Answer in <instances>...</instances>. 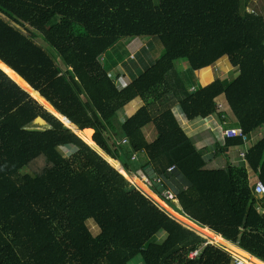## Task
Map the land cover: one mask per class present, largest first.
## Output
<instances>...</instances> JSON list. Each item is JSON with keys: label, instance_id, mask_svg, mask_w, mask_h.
<instances>
[{"label": "trees", "instance_id": "trees-1", "mask_svg": "<svg viewBox=\"0 0 264 264\" xmlns=\"http://www.w3.org/2000/svg\"><path fill=\"white\" fill-rule=\"evenodd\" d=\"M141 36L162 51L137 58L142 66L122 62L124 82L106 52ZM223 58L236 77L201 86L194 71ZM177 59L187 61L186 74ZM3 64L30 88L0 68V264H129L136 256L143 264H231L230 252L158 205L160 192L152 187L158 197L146 191L150 198L124 175L152 167L165 176L170 166L188 183L175 194V211L264 263V199L247 172L264 185L263 15L240 0H0V67L9 73ZM137 97L141 106L124 115ZM174 104L188 120L215 114L223 128L238 127L249 140L262 129V136L244 165L205 162ZM150 123L156 137L147 142L141 128ZM96 128L94 143L122 168L90 146ZM241 145L234 137L218 146Z\"/></svg>", "mask_w": 264, "mask_h": 264}, {"label": "crops", "instance_id": "crops-1", "mask_svg": "<svg viewBox=\"0 0 264 264\" xmlns=\"http://www.w3.org/2000/svg\"><path fill=\"white\" fill-rule=\"evenodd\" d=\"M248 9L250 11H253V12L257 13V14H260L259 7L254 8L250 4L249 6L246 5V11H248ZM213 66L215 67V66H218V65H217V63H215L213 65H210V66H207V67H204L202 69H199V70L194 71V76H195L194 78H197V80H198V82L200 83L201 86H205V85L210 84L216 78L213 79L212 73H210V74L208 73V74L204 75L203 78H200L196 74V73H198L197 71H202V70H205V69L206 70L207 69H210L211 70L210 67H213ZM230 69H231L230 71L233 73V76L236 77V75H237L236 68L231 67ZM122 72L125 73L126 70L124 69ZM232 73H230V74H232ZM227 75H228L227 73L226 74L223 73V76L222 77H224L225 79L224 78L223 79L219 78V79L220 80H223L224 82H227V81H229V79L225 77ZM218 76H217V78H218ZM128 78L129 77H128V72H127V73H125V76L123 77L124 82H127ZM220 97L221 98L219 99L218 104L221 106V108H224L225 101H224V99H223L222 96H220ZM140 106H141V99L137 97V98L133 99V101H131L127 105V107H126V109L124 110L123 113L126 116H130ZM171 111H172V113H173V115L175 117V120L178 123V125L183 129V131L185 132V134L192 139V141L196 145V147L199 148L202 151V155H203V158H204L205 162H207V161L209 162V161H211V160L214 159L215 160V164L218 163L219 165H223V164H226V163H229L230 165H236V166L244 165L245 164L244 157H242L240 155V153L245 148L248 149L257 139H259L262 136V129H260L255 134L252 135L251 139L249 140L250 142H247L245 145H241V146H237V147H225L224 151L221 152L218 145H221V146L224 145V142H225V138L226 137H224L222 135V130L225 129V128H223L224 126H223L222 121H220L215 114L210 115V116H208L206 118L197 117L195 119L188 120L185 117V115L183 114V112L180 109V107H179L178 104L172 105L171 106ZM60 117L61 116H59V118ZM60 119L64 123L69 124L66 119H65V121L62 118H60ZM229 123L230 122L228 121V124ZM141 132L143 134V137H144L145 141H147V142L153 141L155 139V137H156L155 129H154V127H153V125L151 123L145 125L144 127H142L141 128ZM118 140L119 139H117V141ZM217 150H218V152L220 154L224 155V158H222V157L215 158L217 155L216 154L214 155V153ZM103 156L105 158L111 159V158L107 157L105 154ZM111 160H113V159H111ZM113 161H116V160H113ZM116 162L119 165V167L122 168L120 162H118V161H116ZM150 168L152 169V167H150ZM247 171H248L249 185H251L254 181H256V179H255L256 176L249 169ZM121 172H124V170H121ZM130 172H132V171H130ZM124 175H125L126 178H129V180L132 182V184H134L135 186H137L146 195H147V192H150V193H151V191L153 192V188L150 185V180H149L148 174L146 172L140 174V179L143 180L144 182H146L151 187H148L146 185V183L143 182L146 185L145 186L141 182V180L139 178H136L134 176L130 177L125 172H124ZM156 176H160V175H156ZM162 178H163L162 179V183H163V185L165 187V190L168 189V190L172 191L174 194H176L178 190L183 189V188H185L188 185V183L186 182V180H184V178L181 176V174L177 170H174L172 172H166L165 176H162ZM251 181H252V183H251ZM139 184H141L145 189H141L139 187L140 186ZM147 196H149V195H147ZM158 199L161 202V204H159V206L161 208H163L165 211H167L169 214H171L172 216H174L176 218V220H178L179 222H183L181 219L178 218V217H181V218H184L186 220L184 223H186V224L187 223L188 224L189 223H192L186 217L182 216L180 213H178L177 211H175V209L181 211V208H180V205H179L177 199L175 201L171 202L173 204V207H171L170 205H168V203H166V201H163L160 198H158ZM181 224L184 225L183 223H181ZM184 226L185 227H188L186 225H184ZM95 227H94L95 233H98V229L95 228ZM221 240H223L225 243H227V244H229L231 246L229 248V246L224 245L225 247L229 248V250L233 254H238L243 259H245L249 264H264L263 262H261L260 260L256 259L255 257L251 256L250 254L246 253L245 251L237 248L235 245L231 244L230 242L225 241L222 238H221Z\"/></svg>", "mask_w": 264, "mask_h": 264}, {"label": "rangeland", "instance_id": "rangeland-1", "mask_svg": "<svg viewBox=\"0 0 264 264\" xmlns=\"http://www.w3.org/2000/svg\"><path fill=\"white\" fill-rule=\"evenodd\" d=\"M156 2V0H153ZM240 3L244 6V5H252L254 8H257L259 7L260 9V14L264 16V0H240ZM248 11H250L248 9ZM59 20V17L55 16L51 19V21L49 22V24H54L55 22H57ZM23 33H26L25 31H23ZM138 39V40H137ZM151 40V38L147 37V36H141V37H137L136 39L135 38H124V39H121L118 43H116L113 47H111L107 52H106V55H105V59L109 58L111 60H114V58H117L118 59V63L115 67L112 68V75H118V74H122L123 72V67L121 65L122 62H126L128 61V59H133L135 60L136 62H138V65H141V61H137V58L141 59L142 61L143 60H147L148 58H151V57H155L157 58L159 56V54L161 53L162 51V45L160 44L159 41H152L153 44L152 46H150L147 42H149ZM38 43H41L42 42L40 41L39 38H37L36 40ZM148 48V52H145L143 51V49H147ZM102 58V57H101ZM111 62V61H110ZM145 62V61H144ZM106 63V62H105ZM140 63V64H139ZM146 63V62H145ZM218 66H213V67H210V69H207L210 73H212L213 75V79H217V76L218 78H221L223 79L224 77L223 76V73L224 74H228L227 76H225L226 78H228L229 80H232L233 79V73L230 71L231 69V66L228 64L226 58H223L219 61L216 62ZM132 63H129V66L131 67L132 65H130ZM3 66L6 68V66L3 64ZM174 66L176 68V70H178L179 72L181 73H184L186 74L187 73V69H188V63L185 59H177L174 61ZM8 69V68H7ZM5 71H7L6 69H4ZM9 70V69H8ZM10 71V70H9ZM206 70H202V71H197L198 73H196L200 78H203L204 77V72ZM111 73V72H110ZM232 73V74H230ZM9 74L12 76L13 73L10 71ZM222 74V75H221ZM125 76V75H124ZM123 76V77H124ZM197 79V78H196ZM225 79V78H224ZM22 87V86H21ZM23 88V87H22ZM25 89V88H24ZM26 90V89H25ZM32 91H35V90H32ZM38 93V91H37ZM29 95L32 97V98H35L34 95L32 93L29 92ZM39 97L41 98L40 94H39ZM39 103H41L43 106H45L46 108H49L50 106L48 104H45V102H43L41 99H36ZM37 122H41L39 119L36 120ZM98 133V130L96 128V132L94 133V135L92 136V141H93V138L94 136ZM250 142V141H249ZM90 146H92L94 149H96L100 154L104 155V153L99 150V148L96 146V144L93 143L90 144ZM63 153L65 152V150H62ZM217 157H222L224 158V155L220 154L219 152L217 153ZM248 170V169H247ZM248 172V171H247ZM139 179H140V175L139 174H135ZM129 182V181H128ZM142 182H144L142 180ZM146 183V182H144ZM252 183V181H251ZM146 185L148 187H151L150 185H148L146 183ZM168 204L171 205V207H173V204L171 202H167ZM167 212V211H166ZM168 213V212H167ZM169 214V213H168ZM170 216H172L171 214H169ZM173 218H175L174 216H172ZM176 219V218H175ZM181 223V222H180ZM89 230L95 234V230H94V223L92 220H87L86 222ZM186 225V224H184ZM188 226V225H186ZM189 228L195 230L198 234L200 235H204L202 234L199 230H197L196 228H193L191 226H188ZM96 228V227H95ZM156 237H159L158 235ZM203 238H205L206 242H212V238L211 237H208V236H203ZM213 243V242H212ZM214 244V243H213ZM217 245H220L221 247L225 248L228 252L231 253V251L229 250V248L225 247L223 244H218V243H215ZM235 256H238L240 258H242L241 256H239L238 254H235ZM243 259V258H242ZM245 260V259H244ZM246 261V260H245ZM247 262V261H246ZM129 264H143L142 261H141V258L140 256H136L134 257Z\"/></svg>", "mask_w": 264, "mask_h": 264}, {"label": "built area", "instance_id": "built-area-1", "mask_svg": "<svg viewBox=\"0 0 264 264\" xmlns=\"http://www.w3.org/2000/svg\"><path fill=\"white\" fill-rule=\"evenodd\" d=\"M222 135L226 138H234V137H238V138H241V141H242V145H245L248 141H249V138L247 137V135L243 134L242 130L238 127H233V128H225L222 130ZM125 142V140L123 139L122 140V143ZM247 149L245 148L241 153L240 155L242 157L245 156V153H246ZM134 157V156H133ZM176 170V168L174 166H170L169 168H167V171L166 172H172ZM162 176H158L157 178H155V182H161L162 181ZM252 187H253V193L258 196V197H261L264 199V185L262 184V182L260 180H256L254 181L252 184ZM160 197L164 200H167L168 202H173L176 200V195L168 190V189H164L163 191L160 192ZM259 211H261L262 209L260 207L257 208ZM197 253V250H194L193 252H191L189 254V257L190 258H193ZM231 255H232V261H231V264H247V262L238 257V256H235V254H233L231 252Z\"/></svg>", "mask_w": 264, "mask_h": 264}, {"label": "water", "instance_id": "water-1", "mask_svg": "<svg viewBox=\"0 0 264 264\" xmlns=\"http://www.w3.org/2000/svg\"><path fill=\"white\" fill-rule=\"evenodd\" d=\"M101 58V56H99L98 57V59H100ZM3 71H5L2 67H0ZM7 68V67H6ZM11 71V70H10ZM8 75H10L7 71H5ZM12 72V71H11ZM13 73V72H12ZM11 76V75H10ZM13 76H15L16 78H18L19 80H21L26 86H28L29 88H30V86L28 85V84H26L19 76H17L15 73H13ZM12 77V76H11ZM13 78V77H12ZM14 79V78H13ZM15 80V79H14ZM16 81V80H15ZM33 90V89H32ZM56 115V114H55ZM58 118H59V116L58 115H56ZM65 118V117H64ZM60 119V118H59ZM66 119V118H65ZM67 120V119H66ZM60 121L63 123V125L65 126V127H68V128H70L75 134H76V130H77V126H75L74 124H72L70 121H68L69 122V124H72L71 126H73V127H71V126H69V125H66L61 119H60ZM89 145V144H88ZM116 169V168H115ZM117 170V169H116ZM118 171V170H117ZM146 173L148 174V178H149V180H150V185L157 191V192H161V191H163L164 189H165V187H164V185H163V183L161 182V183H158V182H155L154 180H153V178L156 176L155 175V173H154V171H153V169H151L150 167H148L146 170Z\"/></svg>", "mask_w": 264, "mask_h": 264}, {"label": "bare ground", "instance_id": "bare-ground-1", "mask_svg": "<svg viewBox=\"0 0 264 264\" xmlns=\"http://www.w3.org/2000/svg\"><path fill=\"white\" fill-rule=\"evenodd\" d=\"M36 99V98H35ZM151 198V197H150ZM157 203V202H156ZM158 204V203H157ZM159 205V204H158ZM181 223H183V224H186V223H184V222H181ZM193 224V223H192ZM186 225H188V226H191L190 224H186ZM191 227H193V226H191ZM194 228V227H193ZM201 228V227H200ZM205 230H208L207 228H204ZM209 231V230H208ZM201 232V231H200ZM211 232V231H210ZM202 233V232H201ZM214 236H216V237H219L220 238V236H218V235H216V234H214L213 232H211ZM202 234H204V233H202ZM203 236H205V234L203 235ZM207 236V235H206ZM208 237H210V236H208ZM212 238V242L213 243H218L217 241H216V239L215 238H213V237H211ZM218 244H221V243H218ZM247 264H249L248 262H247Z\"/></svg>", "mask_w": 264, "mask_h": 264}, {"label": "clouds", "instance_id": "clouds-1", "mask_svg": "<svg viewBox=\"0 0 264 264\" xmlns=\"http://www.w3.org/2000/svg\"><path fill=\"white\" fill-rule=\"evenodd\" d=\"M158 176H155L154 178H153V180L155 179V178H157ZM155 181V180H154ZM162 182V181H161ZM161 182H159V183H161ZM137 187V186H136ZM138 188V187H137ZM156 195V194H155ZM157 196V195H156ZM158 197V196H157ZM161 199V198H160ZM162 200V199H161Z\"/></svg>", "mask_w": 264, "mask_h": 264}]
</instances>
